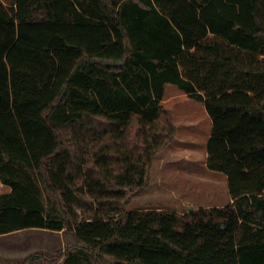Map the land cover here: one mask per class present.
Instances as JSON below:
<instances>
[{
    "label": "trees",
    "instance_id": "obj_1",
    "mask_svg": "<svg viewBox=\"0 0 264 264\" xmlns=\"http://www.w3.org/2000/svg\"><path fill=\"white\" fill-rule=\"evenodd\" d=\"M203 102L232 198L126 209ZM0 234L68 230L19 264H264V0H0Z\"/></svg>",
    "mask_w": 264,
    "mask_h": 264
},
{
    "label": "rangeland",
    "instance_id": "obj_2",
    "mask_svg": "<svg viewBox=\"0 0 264 264\" xmlns=\"http://www.w3.org/2000/svg\"><path fill=\"white\" fill-rule=\"evenodd\" d=\"M2 1L9 4L13 0ZM161 103L170 111L175 135L154 155L146 185L127 190L125 208L159 207L181 213L226 204L230 201L226 175L206 166V142L212 121L203 102L169 84L165 86ZM71 242V234L65 229L53 232L32 228L0 236V264L21 263L22 259L19 263L11 261L17 257V247H29L26 254L47 252L52 256Z\"/></svg>",
    "mask_w": 264,
    "mask_h": 264
},
{
    "label": "crops",
    "instance_id": "obj_3",
    "mask_svg": "<svg viewBox=\"0 0 264 264\" xmlns=\"http://www.w3.org/2000/svg\"><path fill=\"white\" fill-rule=\"evenodd\" d=\"M167 85H169V84H166L165 86H167ZM170 85H172V84H170ZM165 90V89H164ZM164 95V94H163ZM0 189H1V192L0 193H4V192H7V191H9V186L8 185H6V184H3L1 181H0ZM232 201V198H231V196H230V201H228V202H231ZM227 202V203H228ZM159 207H157V209H158ZM25 229H32V228H25ZM25 229H20V230H16V231H12V232H9V233H5V234H0V236H5V235H10V234H13V233H16V232H20V231H22V230H25ZM37 229H42V230H46V231H53V232H55L56 230H49V229H44V228H37ZM57 231H60V230H57ZM24 244V243H23ZM25 246V245H24ZM22 246L21 248L20 247H17V248H15V256H17V257H15V259H13V260H11L12 262H15L16 261V263H19V261H21V259L23 260L24 258H25V256L27 255V254H30L31 252H29V253H25L26 251H28V248H26L27 246ZM46 250V249H45ZM48 251V250H47ZM25 253V254H24ZM21 256V257H20Z\"/></svg>",
    "mask_w": 264,
    "mask_h": 264
}]
</instances>
